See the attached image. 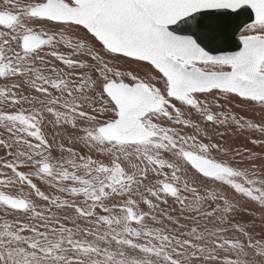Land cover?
I'll return each mask as SVG.
<instances>
[{
    "label": "snow or ice",
    "instance_id": "1",
    "mask_svg": "<svg viewBox=\"0 0 264 264\" xmlns=\"http://www.w3.org/2000/svg\"><path fill=\"white\" fill-rule=\"evenodd\" d=\"M0 264H264V0H0Z\"/></svg>",
    "mask_w": 264,
    "mask_h": 264
}]
</instances>
